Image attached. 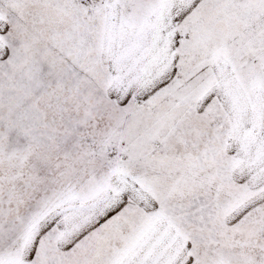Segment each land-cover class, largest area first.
Listing matches in <instances>:
<instances>
[{"label":"snow or ice","instance_id":"6c2138e0","mask_svg":"<svg viewBox=\"0 0 264 264\" xmlns=\"http://www.w3.org/2000/svg\"><path fill=\"white\" fill-rule=\"evenodd\" d=\"M0 264H264V0H0Z\"/></svg>","mask_w":264,"mask_h":264}]
</instances>
